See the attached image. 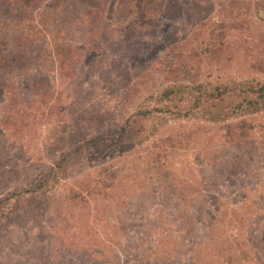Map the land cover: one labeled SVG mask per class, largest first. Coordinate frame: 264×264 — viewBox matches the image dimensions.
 <instances>
[{
	"label": "rangeland",
	"instance_id": "1",
	"mask_svg": "<svg viewBox=\"0 0 264 264\" xmlns=\"http://www.w3.org/2000/svg\"><path fill=\"white\" fill-rule=\"evenodd\" d=\"M56 1L0 0L11 45L79 60L0 78V264H264V0H162L154 27L118 0ZM90 139L108 147L73 158ZM60 160L38 206L10 207Z\"/></svg>",
	"mask_w": 264,
	"mask_h": 264
},
{
	"label": "trees",
	"instance_id": "2",
	"mask_svg": "<svg viewBox=\"0 0 264 264\" xmlns=\"http://www.w3.org/2000/svg\"><path fill=\"white\" fill-rule=\"evenodd\" d=\"M24 1L28 2L26 4V7H29L32 6V4L35 2L43 4L45 3L46 0H21V2ZM52 1L55 2L56 0H52ZM56 2H57L56 4L60 5L61 7H64L69 2V0H57ZM61 2H63V4H60ZM84 2L87 3V7H88V9L84 11V13H86L89 16H93L95 15V13L91 8H93V6H95L98 3H101V0H84ZM163 6L164 4H162V0H118L117 1V8H121L122 11H124V7L127 8L128 10L136 8L138 11L131 13L134 14V16L135 14L140 15L142 19H145L144 17L148 18L144 22V25L146 26V24L147 25L149 24L153 27L158 25L156 19L158 18L157 16L160 13H162ZM165 7H167L166 12L168 13L167 14L168 16L173 15L176 11L173 5L168 4ZM24 14L25 11H20L19 15H24ZM139 33H140L139 31L137 32L127 31L125 33V38L131 40L130 36H137ZM12 38L14 43L11 45V40L9 38L0 36L1 52L8 50L14 45V51L12 52V55H9L8 53L0 54V78L14 79L15 77L14 73L19 74V76H24L28 72L31 73V71L43 73V71L47 70L52 65V63L54 62L52 61L53 59L57 61L60 69L67 71L69 70V74L70 71L73 72V74H75L77 70V62L79 60H78L77 50L74 46L69 45L67 43L58 42L57 45L54 46L53 51H51V49L46 46L38 45L35 36L27 32H22L16 36L14 35V37ZM260 85L261 86L258 89V98H256V100H259L260 98L264 100V82ZM11 87L12 85L8 87L7 92L11 91L9 90ZM13 93H14V97L20 100L21 95L19 96V94H16V91ZM246 100L249 101L247 103L248 107L250 105L255 104V100H252L250 97H247ZM241 104L244 105V102H241ZM241 107L242 105L238 108ZM149 114H151L150 111L144 110V111H139L138 113L135 114L136 118L138 119L129 118L125 126L121 127L120 130L116 131V135L118 136V139L123 140L129 138L130 139L136 138L142 129L141 120L149 119L148 116ZM247 128L250 129V127L248 126ZM241 129H242L241 127H237V130H241ZM232 137L242 138L244 137L243 132H240L239 136L233 134ZM235 141L237 143L235 144V146H239L238 140ZM115 144L116 141L110 145H115ZM107 147L108 145L98 146V144L96 143V139H90L87 146L84 145L73 148L75 150L71 153V156L77 160H80L82 159V156L84 154L91 153L92 148L94 149V152H96L99 148L100 151H103ZM75 164H73V166H76ZM63 165H64V161L60 160L59 162H56L54 166L50 167L48 173H46V177H44V179L41 181L40 186L24 191L14 192L9 197L11 198V200L10 199L7 200V202L10 201V204H12V206L10 205V207L12 209L18 207L19 210H27L29 207L38 206L39 205L38 201L40 199L39 193L41 192V190L47 189L45 187L48 186V184H46L47 183L46 181L49 179L53 181H57L59 173L62 174L61 172L63 171ZM1 208L4 209L3 206L2 207L0 206V209Z\"/></svg>",
	"mask_w": 264,
	"mask_h": 264
}]
</instances>
